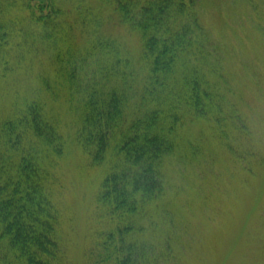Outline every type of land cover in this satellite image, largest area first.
<instances>
[{"label":"rangeland","instance_id":"1","mask_svg":"<svg viewBox=\"0 0 264 264\" xmlns=\"http://www.w3.org/2000/svg\"><path fill=\"white\" fill-rule=\"evenodd\" d=\"M38 1L0 0V131L32 102L42 103L54 118L64 140L63 155L51 167L61 264H97L103 260L101 243L116 226L98 202L108 165L92 164L76 140L78 114L73 107L80 99L69 89L70 73L75 72L77 85L86 69L110 68L117 54L103 57L113 52L102 51L101 43L108 40L116 43L122 60L115 67L141 72L142 40L120 22L114 0H47L50 9L45 10L36 7ZM197 12L210 34L202 40L219 62L211 66V80L222 76L233 85L232 103L253 132L251 145L262 166L256 176V164L246 169V161L229 151L230 144L224 145L210 122H192L189 134V125L182 131L193 149L182 151L193 150L197 158L190 165L178 157L168 161V204L151 208L139 222L147 226L146 239L160 249L176 236L183 241L185 258L176 264H209L229 244L231 264H257L264 247V0H199ZM43 14H50L49 19H39ZM229 138L233 149L238 148L237 138ZM249 201L255 215L248 221L245 242L237 244L230 238L245 219ZM147 264L175 263L157 256Z\"/></svg>","mask_w":264,"mask_h":264},{"label":"trees","instance_id":"2","mask_svg":"<svg viewBox=\"0 0 264 264\" xmlns=\"http://www.w3.org/2000/svg\"><path fill=\"white\" fill-rule=\"evenodd\" d=\"M112 2L120 22L141 37V72L115 67L122 60L116 43L108 40L101 46L102 51L113 50L103 57L117 54L111 67L86 69L77 85L75 72H71L69 81L71 93L76 92L80 99L73 107L78 114L76 140L92 164L108 165L98 202L116 226L101 243L103 260L97 264H147L157 256L176 264L185 258L183 241L177 236L169 240L165 232L167 245L160 249L146 239L147 226L139 220L149 216L151 208L168 204L165 197L172 186L168 161L178 157L179 162L190 165L197 158L193 150L182 151L188 146L193 149L186 138L189 124L210 122L224 145L230 144L229 151L246 161V169L256 164V176L262 165L251 145L253 132L232 103L233 85L222 76V80H211L215 71L211 66L216 62L207 40H202L210 34L197 12L199 0ZM36 7L50 9L47 0H39ZM49 17L43 14L39 19ZM187 125L185 133L182 129ZM0 133V264H61L59 210L53 200L51 167L63 155V135L39 102L6 120ZM228 137L237 138L242 154L235 146L233 149ZM254 215L249 201L245 219L238 222L230 240L245 242L248 221ZM232 247L229 244L209 264H231ZM257 257L260 261L256 263L264 264V247Z\"/></svg>","mask_w":264,"mask_h":264}]
</instances>
